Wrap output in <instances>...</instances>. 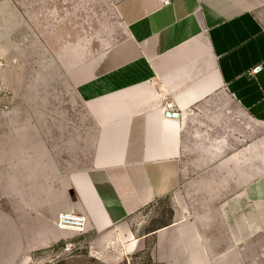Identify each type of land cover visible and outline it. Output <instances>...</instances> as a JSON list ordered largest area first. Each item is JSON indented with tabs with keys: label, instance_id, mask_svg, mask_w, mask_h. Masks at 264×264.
<instances>
[{
	"label": "crops",
	"instance_id": "obj_1",
	"mask_svg": "<svg viewBox=\"0 0 264 264\" xmlns=\"http://www.w3.org/2000/svg\"><path fill=\"white\" fill-rule=\"evenodd\" d=\"M0 59V264L68 246L62 211L129 239L188 162L155 260L264 264V0H0Z\"/></svg>",
	"mask_w": 264,
	"mask_h": 264
},
{
	"label": "rangeland",
	"instance_id": "obj_2",
	"mask_svg": "<svg viewBox=\"0 0 264 264\" xmlns=\"http://www.w3.org/2000/svg\"><path fill=\"white\" fill-rule=\"evenodd\" d=\"M45 53L46 57L52 56L50 45H47ZM0 63L3 64L2 59ZM44 94L45 105L57 103V99L51 98L48 92ZM180 217L199 219V164L186 163L183 180L173 193L145 207L129 219V239L113 240L115 233L72 231L67 241L68 246L60 242L55 245L53 252L51 249L42 253L46 256L43 264H161L154 258V231ZM127 242H134L135 246L125 250Z\"/></svg>",
	"mask_w": 264,
	"mask_h": 264
},
{
	"label": "built area",
	"instance_id": "obj_3",
	"mask_svg": "<svg viewBox=\"0 0 264 264\" xmlns=\"http://www.w3.org/2000/svg\"><path fill=\"white\" fill-rule=\"evenodd\" d=\"M169 1V0H167ZM2 64V63H1ZM259 66L252 71L256 73ZM172 103H168V107L172 108ZM58 225L62 228L70 229L76 232H84L87 226V217L84 214L74 211H62L58 215Z\"/></svg>",
	"mask_w": 264,
	"mask_h": 264
},
{
	"label": "water",
	"instance_id": "obj_4",
	"mask_svg": "<svg viewBox=\"0 0 264 264\" xmlns=\"http://www.w3.org/2000/svg\"><path fill=\"white\" fill-rule=\"evenodd\" d=\"M167 115L168 116H172V117H178L179 113L170 110V111L167 112Z\"/></svg>",
	"mask_w": 264,
	"mask_h": 264
}]
</instances>
